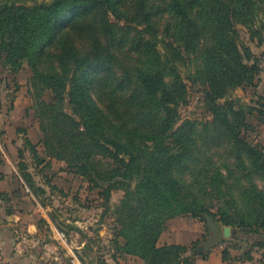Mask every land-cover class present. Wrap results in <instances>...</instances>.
Wrapping results in <instances>:
<instances>
[{
  "label": "trees",
  "instance_id": "trees-1",
  "mask_svg": "<svg viewBox=\"0 0 264 264\" xmlns=\"http://www.w3.org/2000/svg\"><path fill=\"white\" fill-rule=\"evenodd\" d=\"M26 1L34 0H0V50L14 71L29 62L34 86L53 94L52 102L40 96L36 107L45 156L29 139L27 143L38 164L53 156L78 167L101 189L99 196L109 209L113 190L125 191L113 208L114 238L122 254L137 256L144 264H196L189 245L160 242L178 215L197 218L208 229V213L231 226L232 237H264V186L254 181H264V146L242 134L254 111L264 124V107L248 109L227 98L231 90L254 83L262 71V59L242 39L238 26L262 44L264 22L258 24V16L264 0H162L163 7V2L150 6L148 0ZM160 10L170 17L165 53L158 48L154 20ZM111 14L126 24L112 21ZM139 25H145L150 37L131 36ZM127 39L144 54L134 78L113 70L116 47ZM193 54L203 59L193 82L206 86L204 103L214 116L212 127L217 139L230 146L229 155L241 172L234 183L217 166L207 170L201 193L219 201L216 210L215 203H206L179 175L194 158L196 124L191 118L178 124L188 91L179 65ZM101 157L114 166L102 169ZM19 170L33 192L46 193L27 165L21 163ZM252 245L264 248V238ZM245 257L253 259L250 251ZM223 258H230L228 248Z\"/></svg>",
  "mask_w": 264,
  "mask_h": 264
},
{
  "label": "rangeland",
  "instance_id": "rangeland-1",
  "mask_svg": "<svg viewBox=\"0 0 264 264\" xmlns=\"http://www.w3.org/2000/svg\"><path fill=\"white\" fill-rule=\"evenodd\" d=\"M49 1L51 0H34L24 3L33 5ZM148 4L150 6L162 4L163 7L164 1L148 0ZM110 18L121 26L126 24L125 21L117 19L113 14L110 15ZM258 18L260 19H258V24L264 22V10L260 11ZM154 20L156 22L157 39L159 40L158 48L162 53H165L164 40L169 39L165 32V27L168 20H170L169 14L160 10ZM144 28L145 25H139L132 30L131 36L141 33L150 37V34ZM238 29L242 39L251 46L256 56L262 59V71L254 83L245 84L231 90L227 98L234 100L237 106H244L248 109L252 107L260 109L264 107V42L258 44L257 41H251L247 28L239 25ZM127 41L126 44L116 47V59L113 64V70L121 77L123 75H131L134 78L144 54L137 53L128 39ZM202 62L201 55L193 54L186 63L179 65L182 79L187 84L188 91L187 102L179 106L180 119L178 124H181L187 118H191L196 124L195 144L193 146L194 158L189 160V167L184 172L179 173V175L185 180L184 184L193 188L194 192L199 193L206 203H215L214 210H216L220 204L219 201L212 199L210 194L201 193V188L207 182L205 177L207 170H211L212 165L217 166L234 183L238 179L237 177L241 175V172L234 164V157L229 155L230 146L227 142L217 139V129L212 127L214 116L206 109L204 103L206 86L193 82L196 71L200 68ZM33 76L34 71L29 62L25 61L19 70L14 71L12 67L4 63V54L0 50V139H5L6 131L3 126L8 121L7 115H12L11 112L15 111V100L19 98L23 122H21L22 126L20 127L22 134L19 136L21 146H19L20 159L17 163V168L19 170L21 163L27 165L34 173L37 186L46 189V193L40 194L42 201L52 206V217L58 219L57 228L60 232L65 233L67 237L66 243L72 244L75 239L73 235H70L71 229H76L81 234L82 237L78 241L82 238L85 241L79 247L73 248V252L68 255L64 253L66 249L62 251L64 264H141L139 257L122 254L114 238L116 222L114 221L113 208L124 197L125 191L123 189L113 190L109 209L99 196L101 189L94 187L88 177L81 174L78 167L69 165L66 160L53 156L46 157V163H37L38 158L32 154L27 139L36 146L39 156H45L44 135L36 107L40 96L52 102L53 94L50 90L34 86ZM67 106V111L72 113L71 105L68 104ZM257 112L251 113L248 120L250 128L244 130L242 134L250 141L264 146V124L260 122L257 115L259 113ZM191 143L193 144V140ZM100 159V167L102 169L114 166L110 159L105 157ZM254 181L260 188L264 186V181L261 178L255 177ZM236 193L239 194V191L237 190ZM65 217H70L72 220L66 221ZM193 219H189L191 220L190 222H200L202 224L203 234L199 235L197 241L191 243V245L189 244V249L191 250L199 247L210 235V230L206 228L204 222L199 219L193 221ZM239 235V237L227 238L226 246H234V249L239 251L237 256L245 257L246 252L250 251L258 261L264 264V248L252 245L264 237L256 234L249 235L245 239L242 238L245 237V233H240ZM209 252L220 253L222 252V247L219 245L214 247V251L210 250ZM202 254L196 253L194 255L199 263L203 262Z\"/></svg>",
  "mask_w": 264,
  "mask_h": 264
},
{
  "label": "crops",
  "instance_id": "crops-1",
  "mask_svg": "<svg viewBox=\"0 0 264 264\" xmlns=\"http://www.w3.org/2000/svg\"><path fill=\"white\" fill-rule=\"evenodd\" d=\"M19 101V98L15 100L12 115H7L8 121L3 126L5 139H0V264H64L62 251L66 249L64 253L68 255L85 241L83 238L78 241L81 234L71 229L73 243L60 242L58 219L52 217V206L43 203L41 195L33 192L21 177L17 168L23 122ZM191 218L194 217L178 215L172 218L161 235V244L191 245L197 241L203 234V226L200 222H190ZM65 220L72 219L65 217ZM226 245L227 242L221 245L220 253L209 252L214 251V247L204 252L207 256L202 257L203 262L196 260V264H263L253 253V259H247L237 256L239 251L234 246ZM225 247L230 252L227 260L223 258Z\"/></svg>",
  "mask_w": 264,
  "mask_h": 264
},
{
  "label": "water",
  "instance_id": "water-1",
  "mask_svg": "<svg viewBox=\"0 0 264 264\" xmlns=\"http://www.w3.org/2000/svg\"><path fill=\"white\" fill-rule=\"evenodd\" d=\"M204 217L210 230V235L199 247L194 249L197 254L204 253L217 245H224L226 239L232 237L235 232L231 226L223 225L220 220L208 213H205Z\"/></svg>",
  "mask_w": 264,
  "mask_h": 264
},
{
  "label": "built area",
  "instance_id": "built-area-1",
  "mask_svg": "<svg viewBox=\"0 0 264 264\" xmlns=\"http://www.w3.org/2000/svg\"><path fill=\"white\" fill-rule=\"evenodd\" d=\"M59 240H60V242H67V237H66V235H65V233L64 232H60V234H59Z\"/></svg>",
  "mask_w": 264,
  "mask_h": 264
}]
</instances>
